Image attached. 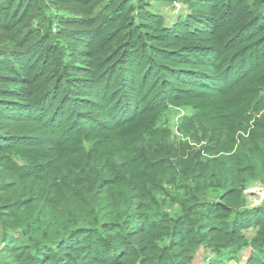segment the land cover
Here are the masks:
<instances>
[{
  "label": "trees",
  "instance_id": "obj_1",
  "mask_svg": "<svg viewBox=\"0 0 264 264\" xmlns=\"http://www.w3.org/2000/svg\"><path fill=\"white\" fill-rule=\"evenodd\" d=\"M256 185L264 0H0V264H264Z\"/></svg>",
  "mask_w": 264,
  "mask_h": 264
},
{
  "label": "rangeland",
  "instance_id": "obj_2",
  "mask_svg": "<svg viewBox=\"0 0 264 264\" xmlns=\"http://www.w3.org/2000/svg\"><path fill=\"white\" fill-rule=\"evenodd\" d=\"M175 10L173 7H166L164 10H162L168 19H172L173 15H175L177 12L181 11V5H176ZM179 7V8H178ZM173 118V115L171 116ZM249 200L252 204H257L261 200L264 194V190L259 186H253L247 190ZM247 253V251L244 252V255ZM206 254L205 251L200 249L198 253L195 255V258L193 260L192 264H204L203 256Z\"/></svg>",
  "mask_w": 264,
  "mask_h": 264
}]
</instances>
